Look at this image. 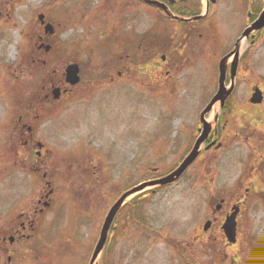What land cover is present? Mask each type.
Returning <instances> with one entry per match:
<instances>
[{"label": "rangeland", "instance_id": "374dc122", "mask_svg": "<svg viewBox=\"0 0 264 264\" xmlns=\"http://www.w3.org/2000/svg\"><path fill=\"white\" fill-rule=\"evenodd\" d=\"M205 2L192 1L197 13L204 12ZM216 5L209 26L207 19L183 24L168 17L150 26L154 15L135 2L126 40L120 30L99 29L116 18L103 10L105 0H0V154L15 153L19 97L44 104L50 94L48 109L38 113L36 136L49 149L54 183L68 193L55 205L45 238L54 264H88L116 195L168 174L192 147L200 113L217 89L218 62L242 26L232 0ZM227 7L235 11L223 12ZM47 23L52 33L45 32ZM188 24L199 28L189 35L183 27ZM155 27L162 39L153 48L148 46L153 41L143 43V31ZM260 34L251 58L245 54L241 59L226 102L242 111L228 108L220 118H229L230 134L240 129L243 135L204 150L176 182L147 185L129 195L115 215L116 229L109 231L99 264H227L217 263L225 247L217 222L210 231L202 226L220 212L216 204L227 206L239 197L244 211L238 243L227 248L226 261L233 250H241L242 264H264V204L259 200L264 168L259 175L257 167H264V107L250 105L248 98L253 86L264 89ZM35 40L43 42L38 52ZM70 63L79 68L74 85L65 82ZM64 83L72 91L54 98L49 88L62 89ZM220 111L215 103L205 118L214 124ZM6 167L10 172L0 170V216L14 193L7 198L3 186L19 184L12 161ZM251 185L256 191L245 192ZM213 197L225 198L224 204ZM58 238L62 249L52 254Z\"/></svg>", "mask_w": 264, "mask_h": 264}, {"label": "flooded vegetation", "instance_id": "af4514ba", "mask_svg": "<svg viewBox=\"0 0 264 264\" xmlns=\"http://www.w3.org/2000/svg\"><path fill=\"white\" fill-rule=\"evenodd\" d=\"M192 1L194 2L195 0H105L106 6L103 7V10H106L105 12H113L116 18L114 19L112 24L111 21L110 23L106 22L103 26H99V29L109 30L112 32L120 30L121 32L126 34V40H129L128 32L130 26L128 24V21L130 15H132L131 13L134 9L133 6L135 2L141 3L144 7L149 9V12L151 14L154 15L151 16L153 19L150 20V26L159 25L161 19H164L165 17H168L171 20H177L178 22L183 24L190 23L194 20L187 21L180 18L193 17L196 15H201L199 19H207V24L205 25L209 26L216 10V4L219 0H205L206 2L203 13H197V8L192 4ZM232 1L236 4L237 11L240 13L243 20L241 22L242 26L239 30V34L233 41L232 49L228 50L224 55H229L233 52V56L235 52L237 53L238 70L243 56L246 54L249 58H251V56L254 54V49L259 46L261 38L260 33L264 32V27L260 29L249 28L253 26L260 13L264 10V0ZM229 3L231 4V0H229ZM229 10L233 12L235 11L233 8L230 9L228 7L226 9H223L222 11L228 12ZM123 16L124 18L121 21H118V19L122 18ZM43 21L40 22L41 26L44 25ZM161 24H163V21L161 22ZM183 27L185 28V31L190 32L189 35L193 34L194 29L197 31V28H199L191 24L183 25ZM156 28L157 27H155L153 30H149V32L148 29L143 31V33H147L143 38V43L153 41L152 44L149 43V47L155 48V44H159V42H161L162 34H158V36H155V33H158ZM206 28L208 29V27ZM243 32H245V34L243 35V38H241ZM148 34L154 36H152V38H149ZM42 43L43 42H37L35 40L33 47H35L36 52H38V50L42 48L39 47ZM242 47L244 48L243 50H241ZM165 57L166 56L163 54L160 58L163 65H165L166 63ZM230 57L231 56H229L228 59H230ZM32 61H35V59L32 58ZM237 70L236 75L238 72ZM121 73L122 72L120 71L119 74ZM258 86L262 91V101L258 104L250 103V105L264 107V89L261 85ZM52 87L53 86H51V88ZM51 88H49V90L52 93ZM62 90L63 94H67L72 91V86H67V84L64 83ZM233 91L234 89L225 99L224 105L221 107L220 114H218L217 120L214 122V124H212L208 136L199 150L198 156L204 150L208 151L221 147L223 145L221 140H223L224 138L228 139L232 136V139L235 140L237 138L240 139V137L243 135L244 131L240 129H237L232 134L227 131V125L231 124L229 123V118L226 119L227 121L225 120L223 122H220V118L222 117V115H225V112L228 108L231 111H242L239 106L226 105V102L233 94ZM252 92L253 90H251L250 88L249 97L251 96ZM19 98L20 99L18 100L20 103L18 105L20 109L17 115V124L15 125L16 128H18V135L15 138V153L13 155L5 153L0 154V170H8L10 172V169L6 166L7 161H12V166L16 168L14 169V171L19 173H16L19 177V184L15 185V188H12L11 186L6 188L5 186H3L6 190H9V192L8 190L6 191L8 195L7 198H9L10 192L13 191L14 193L11 200H6L5 203H8L6 206L7 210H3L2 215L0 216V264H54L51 260H49V257L47 256V254H49L48 247L51 246L47 244L45 238L47 234L50 235L49 232L52 226L51 220H53L54 215H56H52V213L55 211V205L60 203L61 198L63 199L65 197H68V193L64 190L59 191V186H56V184L54 183L53 178L55 176V171L50 168V159L48 157L49 149L46 148L42 140L38 139L36 136L37 119L39 116L38 113L42 110L45 111L46 109H48L49 106L47 102L51 101V98L50 94L46 93L45 98L43 99L46 102L44 104H38L37 98H32V96L30 97L28 103H26L25 101L23 102V99H21V97ZM199 133L200 125L196 126L194 140L199 135ZM3 142L4 141H2L1 143ZM39 142L41 144H39ZM258 145L262 146L261 143H258ZM7 155L8 157H5ZM9 157H13V159ZM94 164L95 163H93V166L88 164L86 167L82 168L83 171L88 170L91 166V168L97 169L98 172L97 164ZM261 166V163L257 164V167L260 170L259 175L264 168ZM6 173L7 171L5 172V174ZM37 182L39 184H37ZM251 186L245 187V192H255L256 186ZM11 188L12 190H10ZM259 193V200L264 204V188L261 189ZM219 197H213L212 199H217ZM117 198L118 195H116L114 200H116ZM224 199L225 198L222 197L219 198L218 201H222V203L224 204ZM243 201V198L239 197L236 199V201H231L227 206L216 204V210H219L220 212H218V214L216 215H211L206 219V221H210V225L206 230L203 229L202 226L203 230L210 231V229L215 227V223L217 222V229L220 232L219 234L224 236L225 247L220 250L217 258V263L219 261H223V263L227 264H238L240 261L242 264L241 255L239 254L241 253V250H233L234 254H231L230 262L226 261V259L228 258V252L226 250L228 247H232L238 243L240 218L244 211L242 209ZM235 207L237 208L235 241L229 242L222 228V224L226 216L230 214ZM98 219L100 222L101 217L99 216ZM112 230H114V228H112ZM61 232H63V230ZM110 232L112 234V231ZM58 233H56L57 236H59ZM62 245L63 243L61 242V238H58V241L56 242V248L53 249L52 254L62 249ZM99 257L100 253L97 255L92 264H99ZM88 264H90V259ZM213 264L215 263L213 262Z\"/></svg>", "mask_w": 264, "mask_h": 264}, {"label": "water", "instance_id": "95a60500", "mask_svg": "<svg viewBox=\"0 0 264 264\" xmlns=\"http://www.w3.org/2000/svg\"><path fill=\"white\" fill-rule=\"evenodd\" d=\"M38 17L41 19L43 17V14H38ZM199 18V16L194 17V19ZM264 26V11L260 14L259 18L255 21L252 28H261ZM45 32H53V26L50 23H47L44 28ZM248 31V30H247ZM246 31V33H247ZM245 32H243V35ZM49 45H46L45 48L46 50L49 49ZM230 53L229 55H225L222 57L219 61V75H218V86L215 94L212 96L211 100L209 103L206 105V107L202 110L200 113V121L202 123L201 127V133L197 137L191 151L188 153V155L182 160V162L178 165L177 168H175L173 171L168 173L167 175L160 177L158 179L142 182L138 184L137 186H134L133 188L127 190L124 192L110 207L108 210L101 230H100V235L98 238V241L94 247L92 257H91V263L96 259L97 255L99 252L102 250L106 238H107V233L109 230V227L113 221V218L120 208L121 204L124 202L125 198L129 196L130 194L139 191L146 187L147 185H154V184H167L170 182H173L175 179H177L183 171L192 163V161L196 158V156L199 153V147L200 145L204 142L206 137L208 136V133L211 129V124L205 119V114L211 109L212 105L216 102H219V106L222 107L224 105V101L227 98V96L231 93L233 89V79L236 74V69H237V64H238V58H237V53H234L233 59L230 63V84L226 85L225 79H226V72H227V58L232 55ZM78 65L76 63H70L66 66L65 69V80L70 83V84H75L79 80V75H78ZM52 94L54 98H58L60 95V88L59 87H53L52 89ZM250 102L252 103H260L262 101V92L261 90L255 86L253 88V93L252 96L250 97ZM215 120L217 119V115L214 118ZM236 213H237V208L235 207L233 211L228 214L225 218V221L222 225V228L225 232L226 238L228 239L229 242H234L235 241V234H236ZM210 225V221H206L204 223L203 228L206 230Z\"/></svg>", "mask_w": 264, "mask_h": 264}, {"label": "trees", "instance_id": "16d2710c", "mask_svg": "<svg viewBox=\"0 0 264 264\" xmlns=\"http://www.w3.org/2000/svg\"><path fill=\"white\" fill-rule=\"evenodd\" d=\"M224 119V121H225V118H223Z\"/></svg>", "mask_w": 264, "mask_h": 264}]
</instances>
